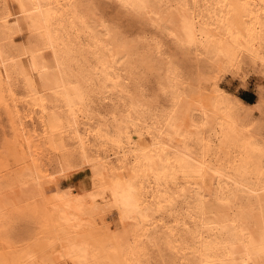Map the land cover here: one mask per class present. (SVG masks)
Returning <instances> with one entry per match:
<instances>
[{"label": "bare ground", "instance_id": "bare-ground-1", "mask_svg": "<svg viewBox=\"0 0 264 264\" xmlns=\"http://www.w3.org/2000/svg\"><path fill=\"white\" fill-rule=\"evenodd\" d=\"M0 97V264H264V0H0Z\"/></svg>", "mask_w": 264, "mask_h": 264}, {"label": "rangeland", "instance_id": "rangeland-1", "mask_svg": "<svg viewBox=\"0 0 264 264\" xmlns=\"http://www.w3.org/2000/svg\"><path fill=\"white\" fill-rule=\"evenodd\" d=\"M114 10H115V5H113L112 8L109 9L110 13H113ZM109 11H108V13H109ZM168 33H170V32L168 30H165L163 35L167 38L168 41H170V43H172L171 42L172 37ZM177 35L180 39H182L181 42L184 44L186 43L185 45L187 46V39H186L185 33L179 32ZM241 68H243V69H241L240 72L235 73V75L230 74V75H227L225 78H223L224 80L222 82V85H224V88L229 93L237 94L239 97H241L240 95L242 93L250 92L254 95L255 100H256L257 94H256L255 89L259 83L258 78H256V76H255L256 73L253 71V67H252L251 63L249 62V60H247L245 63H243ZM4 103H5V100H3L0 97V167H3V166L5 167L8 165V158L7 157H8L9 151L6 150V147L8 148V146L11 145V143H12L11 142V125H10L11 116L9 114V111L4 107ZM108 104L109 103H106V102L104 104H102V103L99 104V107L101 109V113H103L102 111L104 110V108H106V106ZM101 105H103V106H101ZM20 108L22 109L23 113H26L27 108H25L24 106H20ZM27 123H29V122H27ZM27 127L30 130V128H32V125H30V123H29V125ZM49 141H50L49 147L51 148V150H50V152L47 151V152L43 153L44 154L43 156H45V155L47 157L50 156V158L48 159L45 156L46 159L45 158H43V159H45V162H48V160L49 161L52 160V166H54V167L56 166L57 161L59 159H66V156L70 153H74L75 149L77 147L76 145H71L72 143L70 145H65L64 143H60L61 147L59 148L58 152L56 151V154H55V153H53V149H52L53 148V141H52V139H50ZM49 153H50V155H49ZM81 174L79 176H76L74 174H71L70 176H61L60 181H62L64 183H68L70 181L75 183L77 178H81V177L85 176V173L82 172ZM12 221H13V223L11 225V228H13L14 231H17V230L20 231L23 229V227H24V221L23 220L16 217V218L12 219Z\"/></svg>", "mask_w": 264, "mask_h": 264}, {"label": "trees", "instance_id": "trees-1", "mask_svg": "<svg viewBox=\"0 0 264 264\" xmlns=\"http://www.w3.org/2000/svg\"><path fill=\"white\" fill-rule=\"evenodd\" d=\"M242 97V99L247 102V103H253V101L255 100V97L252 93L250 92H245V93H242L240 95Z\"/></svg>", "mask_w": 264, "mask_h": 264}]
</instances>
